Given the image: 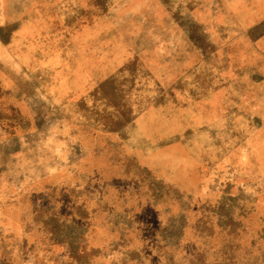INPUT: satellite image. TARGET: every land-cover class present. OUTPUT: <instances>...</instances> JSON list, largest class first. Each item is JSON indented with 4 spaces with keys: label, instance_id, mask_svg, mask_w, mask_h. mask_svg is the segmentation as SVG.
Masks as SVG:
<instances>
[{
    "label": "rangeland",
    "instance_id": "obj_1",
    "mask_svg": "<svg viewBox=\"0 0 264 264\" xmlns=\"http://www.w3.org/2000/svg\"><path fill=\"white\" fill-rule=\"evenodd\" d=\"M134 214L264 264V0H0V264H149Z\"/></svg>",
    "mask_w": 264,
    "mask_h": 264
},
{
    "label": "crops",
    "instance_id": "obj_2",
    "mask_svg": "<svg viewBox=\"0 0 264 264\" xmlns=\"http://www.w3.org/2000/svg\"><path fill=\"white\" fill-rule=\"evenodd\" d=\"M136 216H137L136 214H134L132 217H126L125 215L115 216L116 219H118V220L120 219L119 221L121 222V226L123 227V229L119 231L120 234H124V233L130 234L129 237H131V238L134 237V238H136V240L140 241L141 246L139 247V249L134 247L131 250V254H132V257H133L132 260H136V262H143L147 258L149 264H152L154 262L158 263L159 262L158 261V256L155 254V251L158 250V249H157V247H156V250L154 248H152L153 245H152L151 238H153V235L146 228L147 225L142 227V225H137L136 224V225H132V228H129L126 225V221L132 222L130 218H136ZM170 217L171 218L172 217H176V218L178 217L179 218L180 216L179 215H171ZM166 232H168V231H166ZM155 234L156 233H154V235ZM122 243H123V240H120L119 244H122ZM164 244L167 245L168 242L164 241ZM132 251H135V252L132 253ZM149 251L152 252L153 256L155 255L154 257L156 259H154V261H153V258L150 256ZM157 252H159V253H161V254H163L165 256L163 264H169V261L171 260V256L165 254L164 253L165 251L160 252V250H159ZM144 255H145V258L143 257ZM127 260H128V258L124 257V261H127ZM170 264H172V263L170 262Z\"/></svg>",
    "mask_w": 264,
    "mask_h": 264
}]
</instances>
